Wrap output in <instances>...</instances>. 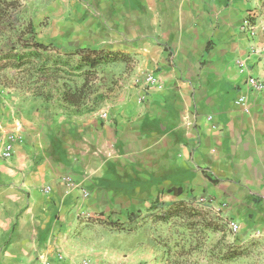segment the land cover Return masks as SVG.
Masks as SVG:
<instances>
[{"label": "crops", "instance_id": "1", "mask_svg": "<svg viewBox=\"0 0 264 264\" xmlns=\"http://www.w3.org/2000/svg\"><path fill=\"white\" fill-rule=\"evenodd\" d=\"M44 7L39 41L56 44L54 34L65 48L131 60L126 81L91 111L0 95V264H177L139 236L123 242L152 223V205L177 201L217 215L216 230L237 221L232 246L254 242L264 264V89L247 83L264 79V0ZM249 17L254 33L243 26ZM145 73L160 83L151 92L136 80ZM9 135L14 153L5 160Z\"/></svg>", "mask_w": 264, "mask_h": 264}, {"label": "trees", "instance_id": "2", "mask_svg": "<svg viewBox=\"0 0 264 264\" xmlns=\"http://www.w3.org/2000/svg\"><path fill=\"white\" fill-rule=\"evenodd\" d=\"M21 6L19 0H0V36L4 40L0 46V77L2 73L7 74L9 76L5 79L9 86L47 100H60L78 110L91 99L97 100L98 106V102L106 98L103 93H99L96 85L101 79L99 68L116 62L128 65L131 57L119 50L87 47L64 50L54 43L45 44L36 38L34 21L18 16ZM158 207L152 205L150 208L148 216L152 223H164L179 217L192 227L202 222L205 228L219 229L218 224L209 218V210L200 205L177 201L163 209ZM103 223L111 225L118 232L134 229L119 222ZM253 247L254 242L231 246L223 258L232 261L249 256Z\"/></svg>", "mask_w": 264, "mask_h": 264}, {"label": "rangeland", "instance_id": "3", "mask_svg": "<svg viewBox=\"0 0 264 264\" xmlns=\"http://www.w3.org/2000/svg\"><path fill=\"white\" fill-rule=\"evenodd\" d=\"M19 1L22 6L18 16L34 21L37 30L36 38L39 40L40 36H43L45 31H48V17L42 15V10L45 8L47 0ZM17 27L20 26L17 25ZM52 39L56 41V44H54L60 49L71 50L63 47L62 36H55L53 34ZM2 44H4V40L0 36V46ZM127 66L125 63L116 62L99 68L98 71L101 79L96 85L99 88V93H103L104 97H106L103 101L111 95L110 92L115 85L126 81ZM8 76L7 74H1L0 95L8 91H14L34 96L31 92L9 86L5 79ZM108 88H110V91H108ZM95 95L96 93L92 98ZM100 103L101 101L98 102V106ZM94 105L97 106V100L91 99L86 106L81 108V111L93 108ZM213 218L218 226H223V222L217 215H213ZM126 236L127 238L123 242H131L133 237L139 236L136 239L137 243L142 242L144 244L147 242L155 245L153 247L155 251L162 254L167 253L168 257L177 264H260L263 262V256L256 250V246L252 248L253 251L249 256L240 257L232 261L225 260L223 254L231 248L230 246L233 243L237 242L236 236L232 232L227 231V229L226 231L207 229L202 222L192 227L188 224V221L179 217L164 223H151L146 228L140 230L139 233Z\"/></svg>", "mask_w": 264, "mask_h": 264}, {"label": "built area", "instance_id": "4", "mask_svg": "<svg viewBox=\"0 0 264 264\" xmlns=\"http://www.w3.org/2000/svg\"><path fill=\"white\" fill-rule=\"evenodd\" d=\"M247 30L251 31V33H254V28L252 24V19L247 18L244 21L243 25ZM137 81H139L143 89L146 92H151L153 89H155L157 86H159V80L155 74L152 73H145L141 77L136 78ZM247 83L251 86V88L255 92H261L264 89V79L260 77H255V76H250L247 80ZM238 102H243V98H239ZM13 136L9 135L8 139H6L5 143L3 144L2 152H1V157L5 160H8L12 157L14 153V146H13V141H12ZM228 228L233 234L239 233V223L237 221H228ZM42 264H49L47 262H43ZM83 264H94L91 261H85ZM104 264H112L110 262L104 263Z\"/></svg>", "mask_w": 264, "mask_h": 264}]
</instances>
